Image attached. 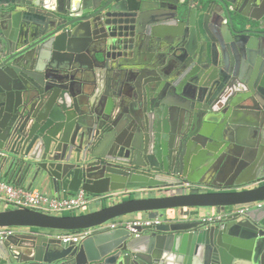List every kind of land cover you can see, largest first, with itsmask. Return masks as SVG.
<instances>
[{
  "label": "water",
  "instance_id": "obj_1",
  "mask_svg": "<svg viewBox=\"0 0 264 264\" xmlns=\"http://www.w3.org/2000/svg\"><path fill=\"white\" fill-rule=\"evenodd\" d=\"M0 176L62 198L212 189L0 210L30 229L0 238V264H264V0H0ZM136 212L171 217L45 232Z\"/></svg>",
  "mask_w": 264,
  "mask_h": 264
},
{
  "label": "built area",
  "instance_id": "obj_2",
  "mask_svg": "<svg viewBox=\"0 0 264 264\" xmlns=\"http://www.w3.org/2000/svg\"><path fill=\"white\" fill-rule=\"evenodd\" d=\"M182 185L183 187L180 190H184L186 192L192 188H198V184L185 180L182 182ZM0 200L7 208H28L54 215H61L65 212H73L74 214L82 213L85 207H88V203L90 202L88 194L83 190H78L77 192L72 193L70 196L62 198L44 193L37 187L27 188L14 185L2 179H0ZM261 203L262 202L256 201L253 203L240 205L236 209L239 212H243L250 207L260 206ZM170 217L171 212H167L161 218H148L145 215L144 217L124 221L118 217L94 227L72 231L45 230V232H52L56 237L62 239L63 241H72L74 243L80 242L83 238L91 235L95 231L102 229H114L117 227H125L133 236H137L139 232L136 227L157 225L167 221ZM209 219H211V217L207 218V220ZM17 228L18 227L13 226L0 227V238H5L8 235L14 234L17 232Z\"/></svg>",
  "mask_w": 264,
  "mask_h": 264
},
{
  "label": "crops",
  "instance_id": "obj_3",
  "mask_svg": "<svg viewBox=\"0 0 264 264\" xmlns=\"http://www.w3.org/2000/svg\"><path fill=\"white\" fill-rule=\"evenodd\" d=\"M86 57L87 58H85L84 61H87L90 59V57L88 55ZM83 68H87V66L84 65ZM78 88H83V86H78ZM84 89L89 93L91 92L90 86L84 87ZM124 90L126 93H130V91H131L130 82H126ZM0 179L7 181L6 178H4L2 176H0ZM10 183H12L14 185H19V184H17V182H10ZM196 184H198V188L200 191H211L212 190V189H210V187H207V185L203 182H197ZM27 185H28V182L26 181L25 183L20 184L19 186L27 187ZM254 185H257V184L250 183V184L245 185L244 187H253ZM33 187H35V188L37 187L38 189L42 190L44 193L53 195L49 191L48 188H44L42 186H40V187L39 186H33ZM182 192H186V191L180 190L179 188L172 186V187H168V188L154 189V190L148 189V188H134V189H129V190L124 189V190L108 192V193L100 194V195L87 193L88 197L90 199V202L88 203L87 208H88V211H91V210H96L102 206H106L108 204L115 203V202H118V201H121V200H124L127 198L153 196V195H168V194H176V193H182ZM3 209H7V207H5L4 203L0 200V210H3ZM200 211H201L200 215L204 219H207L209 217H216L215 216L216 214L214 213V210L212 208H202ZM144 216H145L144 213L136 212V213H131V214L121 216L120 219L124 220V221H129V220L144 217ZM29 230L30 229L25 228V227L17 228L18 232H27Z\"/></svg>",
  "mask_w": 264,
  "mask_h": 264
},
{
  "label": "trees",
  "instance_id": "obj_4",
  "mask_svg": "<svg viewBox=\"0 0 264 264\" xmlns=\"http://www.w3.org/2000/svg\"><path fill=\"white\" fill-rule=\"evenodd\" d=\"M63 214H74L73 212H65Z\"/></svg>",
  "mask_w": 264,
  "mask_h": 264
},
{
  "label": "rangeland",
  "instance_id": "obj_5",
  "mask_svg": "<svg viewBox=\"0 0 264 264\" xmlns=\"http://www.w3.org/2000/svg\"><path fill=\"white\" fill-rule=\"evenodd\" d=\"M88 211V208L87 207H85V209L83 210V212H87Z\"/></svg>",
  "mask_w": 264,
  "mask_h": 264
},
{
  "label": "flooded vegetation",
  "instance_id": "obj_6",
  "mask_svg": "<svg viewBox=\"0 0 264 264\" xmlns=\"http://www.w3.org/2000/svg\"><path fill=\"white\" fill-rule=\"evenodd\" d=\"M153 172H156V171L153 170Z\"/></svg>",
  "mask_w": 264,
  "mask_h": 264
}]
</instances>
